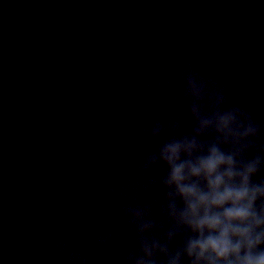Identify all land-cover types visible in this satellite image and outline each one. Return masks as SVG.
<instances>
[{
  "label": "clouds",
  "instance_id": "obj_1",
  "mask_svg": "<svg viewBox=\"0 0 264 264\" xmlns=\"http://www.w3.org/2000/svg\"><path fill=\"white\" fill-rule=\"evenodd\" d=\"M248 71L129 36L77 120L87 171L54 186L46 231L0 226V264H264V89Z\"/></svg>",
  "mask_w": 264,
  "mask_h": 264
},
{
  "label": "water",
  "instance_id": "obj_2",
  "mask_svg": "<svg viewBox=\"0 0 264 264\" xmlns=\"http://www.w3.org/2000/svg\"><path fill=\"white\" fill-rule=\"evenodd\" d=\"M251 0H0V226L46 231L65 173L94 150L77 124L92 74L131 35L183 41L206 64L249 66L264 89V8ZM111 83L106 76L104 86Z\"/></svg>",
  "mask_w": 264,
  "mask_h": 264
}]
</instances>
